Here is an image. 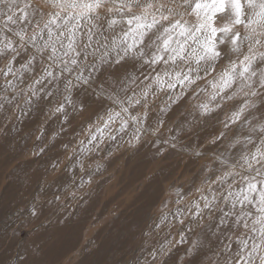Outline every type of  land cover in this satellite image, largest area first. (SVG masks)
I'll return each instance as SVG.
<instances>
[{
	"label": "clouds",
	"instance_id": "9594fccd",
	"mask_svg": "<svg viewBox=\"0 0 264 264\" xmlns=\"http://www.w3.org/2000/svg\"><path fill=\"white\" fill-rule=\"evenodd\" d=\"M42 3L48 10L45 15L69 23L79 17L85 25H99L97 32L110 24L111 17L121 14L131 17L134 24L142 21L146 28L151 25L158 32L179 22L177 9L182 7L179 2L170 8L150 2L134 5L125 0ZM193 6L188 5L185 12L190 14ZM148 9L153 11L148 13ZM214 15L222 17L223 23L214 21L211 31L194 24L183 37L185 42L192 37L198 52L204 49L205 54L195 60L188 55L178 57L172 62L175 67L164 62V57L155 66L146 58L130 64L129 55L110 53L116 48L127 52L137 43L147 46L156 32L148 28L134 33L130 27L126 35L109 37L101 33L106 43L100 46L103 51L98 56L94 54L87 74L81 69L75 82L68 81L67 94L58 96L54 103L49 98L38 119L20 111L19 105L0 112V143L13 136V143L24 144L21 137H28L21 159L34 162L29 170L33 175L36 164L50 150L59 153L41 170L33 199L25 198L26 203L17 205L7 218H15L10 227H0V264H77L76 249L50 261L44 233L53 225L62 227L73 217L82 203L88 202L94 188L111 180L116 163L130 153L163 145L156 152L158 167L175 169L173 178L183 172L189 183H206L211 158L237 135L255 137L264 146V65L255 70L252 65L254 53L264 51V0H230ZM129 38L133 45L128 44ZM157 67L171 70L157 71ZM132 72L139 73L135 89L127 83ZM228 74L231 78L223 79ZM43 92H32V96ZM29 121L31 127L25 131ZM81 144L90 152L81 155ZM19 163L13 160L5 174ZM96 168L101 171H94ZM65 174L67 181L55 185V179ZM31 182V178L24 180L25 187ZM49 187L51 193L42 195ZM179 225H184V220L178 219L175 225L154 221L150 230L132 237L116 264H200L190 235L198 225L172 232Z\"/></svg>",
	"mask_w": 264,
	"mask_h": 264
},
{
	"label": "rangeland",
	"instance_id": "374dc122",
	"mask_svg": "<svg viewBox=\"0 0 264 264\" xmlns=\"http://www.w3.org/2000/svg\"><path fill=\"white\" fill-rule=\"evenodd\" d=\"M125 2L134 5L150 2L157 7L166 4L170 8L178 2L182 5L177 9L178 23L161 27L158 32L148 26L156 36L147 42V46L137 43L127 52L116 48L110 53L112 56L129 55L130 64L146 58L155 66L161 57L172 65L178 57L188 55L195 60L204 55V49L198 52L192 45V37L189 36L187 42L183 37L194 24L211 31L214 21L223 23V18L214 14L224 10L230 0ZM190 4L194 6L189 14L185 8ZM47 11L42 0H0V112L19 105L20 111L38 119L50 100L54 103L58 96L67 94L69 80L75 82V75L81 69L87 74L94 54L98 56L103 51L100 46L106 43L101 33L111 37L126 35L130 27L134 33L136 29L140 32L148 30L142 21L134 24L131 17L121 14L111 17L110 24L97 32L99 25H85L79 17L69 23L66 19L45 15ZM171 14L176 15V12ZM156 20H160L159 15ZM128 44L133 45L131 38ZM208 54L211 55L210 50ZM165 70L171 68L157 67V71ZM138 75L132 72L127 79L132 89L137 87L135 77ZM230 78L231 74L223 77ZM41 89H44L42 95L32 96V92ZM58 120L59 117L57 123ZM31 123L24 126L25 131ZM55 126L54 123L52 127ZM21 139L24 144L13 143V136L5 137L0 143V227L11 226L15 218L13 221L7 218L17 205L26 203L25 198L33 199L41 170L59 155L50 150L48 156L36 164L37 172L33 175L29 170L34 162L21 159L28 147V137ZM162 146L150 145L117 162L111 180L94 188L88 202L82 203L78 212L66 221L69 225L66 231H56L53 225L44 233L48 244L46 257L54 262L76 249L77 264H116L136 233L150 230L157 220L175 225L182 219L184 225L173 227L172 232L198 225L190 235L193 248L199 252L200 264H264V146L255 137L248 135L246 138L243 133L237 135L211 158L206 183H189L183 172L173 178L171 173L175 169L158 167L155 157L158 147ZM79 147L83 149L81 155L90 152L83 144ZM92 157L97 159L95 153ZM13 160L20 163L5 174ZM102 162L98 160V163ZM29 178L32 182L25 187L24 180ZM67 179L66 174L61 175L54 184L62 186ZM50 193L51 187L42 195Z\"/></svg>",
	"mask_w": 264,
	"mask_h": 264
},
{
	"label": "bare ground",
	"instance_id": "6f19581e",
	"mask_svg": "<svg viewBox=\"0 0 264 264\" xmlns=\"http://www.w3.org/2000/svg\"><path fill=\"white\" fill-rule=\"evenodd\" d=\"M256 55H253V57ZM253 65V70H255L257 67H259L260 65H264V51H259V54L256 56V59L252 62ZM260 73L258 72L257 75H259ZM95 198V197H94ZM79 210V209H78ZM79 219V218H78ZM66 225H63L62 227L56 226L54 225V230L63 232L66 231V229L68 228L69 225H67V223L65 222ZM66 228V229H65ZM47 244V243H46ZM48 247V244H47ZM58 247V246H57ZM56 247V248H57ZM202 248V247H201ZM48 250L46 251L47 254Z\"/></svg>",
	"mask_w": 264,
	"mask_h": 264
}]
</instances>
